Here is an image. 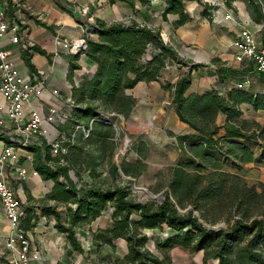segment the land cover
Listing matches in <instances>:
<instances>
[{"label": "trees", "instance_id": "trees-1", "mask_svg": "<svg viewBox=\"0 0 264 264\" xmlns=\"http://www.w3.org/2000/svg\"><path fill=\"white\" fill-rule=\"evenodd\" d=\"M121 1L132 7L135 2ZM248 3L260 20L258 4L253 0ZM184 4V0H165L162 15L177 14L175 25L183 24L189 20ZM82 53L95 67L78 84L72 85L73 105L69 116L56 127L71 138L65 143L67 152L52 156L51 146L45 140L29 147L34 153V169L43 180L53 182L46 196L56 203L23 208L19 229L26 231L39 216L52 218L54 227L66 235L71 246L81 250L75 226L96 219L110 207L111 224L94 233V239L112 243L123 238L127 242L123 257L126 262L172 264L167 252L179 247L188 253L201 252L203 264H264V187L249 185L238 171L225 170L228 164L239 170L246 162L262 159L264 121L243 118L240 105L247 102L255 110H264V93L234 87L226 96L214 89L186 94L191 71L200 64L186 63L157 29L135 21L107 25L97 18L94 23L86 24L82 52L70 55L77 58ZM148 53L149 57L145 58ZM23 56L33 71L29 52L24 51ZM170 62L187 70L174 83L163 82L162 88L171 91L172 109L192 133L175 136V144L183 157L169 168L163 198L159 202H139L131 198L128 185L101 187L95 182L107 147L110 156L115 147V130L103 115L114 113L129 117L136 99L125 91L139 81H158L162 69ZM69 66L75 67L72 63ZM220 113L225 116L221 124L217 123ZM77 125L88 130L87 135L76 129ZM0 137L9 142L7 136ZM85 145L94 148L82 158L80 153ZM255 148L259 149L258 155ZM138 154L142 152L139 150ZM137 161L133 165L122 161L120 167L111 165L109 171L118 176L120 168L124 175L137 176L139 166H143L141 160ZM81 170L91 181L79 180ZM59 204L64 209H58ZM217 221L225 222V228L211 227ZM157 228L167 230L165 237L154 239L155 250L161 256L147 247L150 236L145 231Z\"/></svg>", "mask_w": 264, "mask_h": 264}, {"label": "crops", "instance_id": "crops-1", "mask_svg": "<svg viewBox=\"0 0 264 264\" xmlns=\"http://www.w3.org/2000/svg\"><path fill=\"white\" fill-rule=\"evenodd\" d=\"M253 1L260 9V20H257L258 14L248 0H184V12L189 20L175 25L179 15H162L165 0H149L144 3L135 0L133 7L121 0H0L6 14L21 21L23 33L17 43H11L8 37L4 38L0 42V48L10 53L9 60L22 77L29 78L34 73L44 76L43 85L31 95L30 103L25 105V115L34 109L46 117L51 108L55 109L54 121L44 119L41 125L46 132L43 140L51 142L58 133L57 125L63 124L69 116L72 85L84 75L90 74L95 67L83 53L77 58L71 56L64 40L83 38V26L97 18L107 25L135 21L139 25L155 28L186 63L200 64L191 71V83L186 94L214 89L226 96L228 90L245 79L249 80L247 90L260 93L264 90V84L260 81L263 77L257 73L252 61H236L233 57L235 50L231 46L232 39L240 33L241 28L249 29L257 44L264 46V0ZM32 46L37 49H29ZM24 51L29 52L28 59L33 71L25 63ZM70 63L75 67L71 68ZM186 70L185 66L171 65L164 68L158 81H139L125 91L135 97L136 102L144 104V109H155L158 115L156 123H163L165 120L164 128L174 134L170 136L165 134V130L161 132L174 148L177 147L175 136L192 133V130L179 121L171 106V91L162 88V84L166 81L174 83L180 73ZM168 104L170 110H165L164 105ZM240 109L243 111V118H251L259 123L264 121V110H255L247 102L242 103ZM3 117V129L8 130L4 136L8 137L12 124L6 117L4 96L0 94V118ZM224 118L220 113L217 123L221 124ZM4 143L5 140L0 137V153ZM19 156L18 164L28 173L32 171L33 151L21 149ZM252 163L246 162L243 166H250ZM6 173L14 196L22 208L56 203L46 196L53 185L52 181L43 180L38 173L19 180L14 164H7ZM86 179L91 181L88 176ZM58 209H64V206L59 204ZM107 209L96 219L75 226L81 250H75L71 246L66 235L54 227L55 221L52 218L39 216L35 222L31 221L33 224L25 231L30 242L31 264H132L123 258L127 253V242L123 238L114 239L112 243H101L94 239V233L111 224L112 210L110 207ZM11 231L0 203V264H8L13 258L11 250L5 245ZM148 249L150 250L149 247ZM171 260L173 262L172 257Z\"/></svg>", "mask_w": 264, "mask_h": 264}, {"label": "built area", "instance_id": "built-area-1", "mask_svg": "<svg viewBox=\"0 0 264 264\" xmlns=\"http://www.w3.org/2000/svg\"><path fill=\"white\" fill-rule=\"evenodd\" d=\"M227 17H229V14ZM83 27V31H85L86 24ZM262 28L264 29V22ZM22 34L21 21L8 16L5 7L0 5V42L8 37L11 43H17ZM64 43L68 46L70 53H81L84 47V37L74 41L65 39ZM31 45L29 44V46ZM231 46L235 50L233 53L234 59L238 62L243 60L252 61L255 70L264 79V46L257 44L252 32L247 28H241L240 33L232 39ZM9 55L10 53L7 50L0 48V94L4 96L5 114L12 124L11 131L8 134L9 142L4 143L3 150L0 153V203L12 229L5 241L7 249H10L13 255L11 262L8 264H31V261H29V238L25 231L18 227L23 208L9 185L6 166L7 164L16 165V174L19 180L37 175L38 172L35 169L28 173L22 165L18 164L20 160L19 150H29L31 146L41 144L43 136L46 135L41 126L42 122L44 119L49 122L54 121L55 109L51 108L48 114L45 115L46 117L34 109L29 110L25 115V105L30 103L31 95L38 92L40 86L43 85L44 76L34 73L29 78L22 77L13 67ZM248 85L249 80L245 79L243 82L236 83L235 87L246 89ZM72 105L73 100L71 101ZM4 123V117L0 118V135L3 136L8 131L3 129ZM76 129L87 135L88 130L83 128L82 125H77ZM70 140L71 138H67L64 133L58 131L51 142L46 141L51 146V155L65 154L67 152L65 143ZM59 162H63L62 158L59 159Z\"/></svg>", "mask_w": 264, "mask_h": 264}, {"label": "rangeland", "instance_id": "rangeland-1", "mask_svg": "<svg viewBox=\"0 0 264 264\" xmlns=\"http://www.w3.org/2000/svg\"><path fill=\"white\" fill-rule=\"evenodd\" d=\"M179 55V53H178ZM149 57V53L145 55V58ZM179 57L184 60L180 55ZM171 65L177 67L178 64L170 62L166 66ZM164 69H162L163 71ZM162 73V72H161ZM264 84V79L260 80ZM264 93V90H261ZM145 105L135 102L132 107L129 117L124 118L122 114H104L106 121H111V126L115 130V137L113 139L114 146L112 155L110 156L109 148L106 149L105 159L99 168V175L95 177V182L99 186L113 187L116 185H128L131 193V198L139 202H159L163 198V191L166 189V184L169 179V168L180 161L182 157V151L170 143V140L166 135L172 136L174 132H170L167 128H164V123H156L158 117L155 109H144ZM165 106V110H170V105ZM172 106V103H171ZM251 119V118H250ZM263 122V121H262ZM171 126V125H170ZM165 130V134L161 132ZM93 146L85 145L84 150L80 153V157L85 158L87 152L91 151ZM142 154H138V151ZM258 155L259 149H254ZM141 160L143 166H139L140 173L137 176L124 175L120 168H118V176H113L109 168L111 165H118L120 167L121 162L125 161L129 164H136ZM176 160V161H175ZM84 166V165H83ZM80 168V167H79ZM226 171L239 172L249 185H256V187H264V155L259 161H255L250 166L244 167L243 165L239 170L233 167L231 164L225 166ZM72 176L74 173L70 172ZM79 180L84 183L83 179L87 178V175L83 171H79ZM155 195L156 197H152ZM108 210V209H107ZM210 226L209 223H205ZM226 223L223 221H217L213 228H225ZM167 230L153 229L146 231L150 236V240L147 246L151 251L161 253L155 250L154 239L163 238L166 236ZM167 254L173 258L172 264H203L202 253H188L187 250H183L179 247L170 249ZM213 264V263H208Z\"/></svg>", "mask_w": 264, "mask_h": 264}, {"label": "water", "instance_id": "water-1", "mask_svg": "<svg viewBox=\"0 0 264 264\" xmlns=\"http://www.w3.org/2000/svg\"><path fill=\"white\" fill-rule=\"evenodd\" d=\"M79 53H80V52H77L76 54H79ZM152 197H154V198H155L156 196H155V195H152Z\"/></svg>", "mask_w": 264, "mask_h": 264}]
</instances>
